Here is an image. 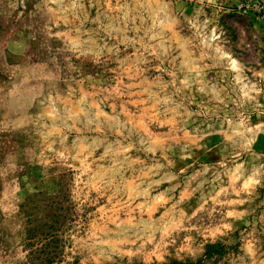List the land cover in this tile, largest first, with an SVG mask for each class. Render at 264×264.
<instances>
[{
	"label": "rangeland",
	"instance_id": "1",
	"mask_svg": "<svg viewBox=\"0 0 264 264\" xmlns=\"http://www.w3.org/2000/svg\"><path fill=\"white\" fill-rule=\"evenodd\" d=\"M44 234L49 264H264V0H0V264Z\"/></svg>",
	"mask_w": 264,
	"mask_h": 264
},
{
	"label": "trees",
	"instance_id": "2",
	"mask_svg": "<svg viewBox=\"0 0 264 264\" xmlns=\"http://www.w3.org/2000/svg\"><path fill=\"white\" fill-rule=\"evenodd\" d=\"M42 239L45 242L44 243V247H43V249H40L38 251L39 258H35V259H38L40 261L39 262L40 264H43V263H46V264L48 263L49 264L52 261V259H55L58 256V254H59V252H57L56 250H48V249H46V246L48 244H50L51 242H53L55 237L50 236L48 234H44Z\"/></svg>",
	"mask_w": 264,
	"mask_h": 264
}]
</instances>
